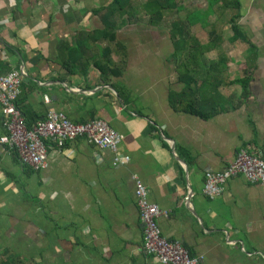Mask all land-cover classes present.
I'll return each instance as SVG.
<instances>
[{"label":"crops","instance_id":"1","mask_svg":"<svg viewBox=\"0 0 264 264\" xmlns=\"http://www.w3.org/2000/svg\"><path fill=\"white\" fill-rule=\"evenodd\" d=\"M169 1L128 0L108 15L114 0H0V74H22L26 124L50 109L101 119L130 157L115 164L84 137L48 141L46 167L34 170L0 140V258L27 247L18 256L30 264H162L144 251L138 176L167 211L162 234L201 264H264V184L238 174L214 198L203 190L239 150L264 159V0ZM175 18L200 43L182 52L183 72ZM234 23L245 40H231Z\"/></svg>","mask_w":264,"mask_h":264},{"label":"built area","instance_id":"2","mask_svg":"<svg viewBox=\"0 0 264 264\" xmlns=\"http://www.w3.org/2000/svg\"><path fill=\"white\" fill-rule=\"evenodd\" d=\"M22 74L18 71L0 74V104L7 133L1 142L7 143L17 153L22 164L34 170L46 167L48 141L58 147L78 137L101 149H110L115 154V164L129 162L130 157L119 152L123 134L101 119L75 123L61 111L50 109L45 118L28 126L17 105L21 93ZM242 174L251 183L264 184V159L241 149L235 160L223 171L207 172L204 192L214 198L222 192L224 183L234 175ZM135 196L140 219L144 226V251L157 258L162 264H201L179 242L166 238L158 224V217L167 214L156 203L149 200L143 181L135 176Z\"/></svg>","mask_w":264,"mask_h":264},{"label":"trees","instance_id":"3","mask_svg":"<svg viewBox=\"0 0 264 264\" xmlns=\"http://www.w3.org/2000/svg\"><path fill=\"white\" fill-rule=\"evenodd\" d=\"M154 1H155L154 3L163 5V0H154ZM211 1L213 4L221 3L222 6H226V7L231 6V5L232 6L235 5L237 7L240 6L239 0H211ZM169 3L171 4V6H172V4H173V7L175 6V2L173 0H170ZM169 5L163 7V10H167V9L172 8V7L169 8ZM128 7H129L128 0H114V2L111 3V5H109L107 8H105V11H106V14L112 15L114 13L124 11ZM233 20L235 22V18H233ZM233 31H234V34H233V37L231 39L232 41L238 40V39H241V40L244 39L245 40L244 36L240 33L239 28H238L236 23H234V25H233ZM106 36H107V34H106ZM172 38H173L174 45L176 48V51L174 53V61L177 62L178 65H180L179 68L180 67L184 68V65L179 63V62H181V59H182L181 58L182 52L184 50H186V48L188 46H196V45H200V43H198V41L196 39H194V37H192L186 23H184V22L180 23L179 20L176 21V18L172 22ZM187 60H188V58L186 59V62L184 61L186 67H187V64H186ZM101 68L103 69V71H105V68H103V66ZM180 72H183V70L181 71V68H180ZM239 82L243 83V87H244V91H245L247 89L246 88L247 79L243 78V79L239 80ZM190 84H191V82H187L186 90L183 91V93H182V97L185 99H187L189 96L188 90H191ZM186 109L193 111V112H198L200 115H202L204 117H207L209 115V114L203 113L202 110L197 108V106L193 103H189V107H187ZM23 259L24 258L19 257L18 255L13 256L12 254H9V255H5L4 257L0 258V264H23Z\"/></svg>","mask_w":264,"mask_h":264},{"label":"rangeland","instance_id":"4","mask_svg":"<svg viewBox=\"0 0 264 264\" xmlns=\"http://www.w3.org/2000/svg\"><path fill=\"white\" fill-rule=\"evenodd\" d=\"M27 249H28L27 247L25 249H23V248H21L20 250L17 249L18 251H14L15 253H13L12 255L13 256H15V255L17 256L19 253H22L21 256H23V254H24L23 257H26V255H27ZM16 252H18V253H16ZM59 262H60V260L55 261L53 264H60ZM23 264H30V263H29L28 260H26V261L23 260ZM39 264H51V263L50 262H45V263H39Z\"/></svg>","mask_w":264,"mask_h":264}]
</instances>
